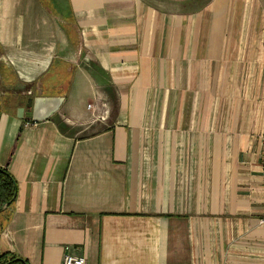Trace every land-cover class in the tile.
Returning a JSON list of instances; mask_svg holds the SVG:
<instances>
[{"label": "crops", "instance_id": "1", "mask_svg": "<svg viewBox=\"0 0 264 264\" xmlns=\"http://www.w3.org/2000/svg\"><path fill=\"white\" fill-rule=\"evenodd\" d=\"M263 137L264 0H0L1 256L264 264Z\"/></svg>", "mask_w": 264, "mask_h": 264}, {"label": "water", "instance_id": "2", "mask_svg": "<svg viewBox=\"0 0 264 264\" xmlns=\"http://www.w3.org/2000/svg\"><path fill=\"white\" fill-rule=\"evenodd\" d=\"M64 102L65 97L37 96L28 98L26 107L17 110V117L21 120L29 119L36 123L45 122L61 110Z\"/></svg>", "mask_w": 264, "mask_h": 264}, {"label": "trees", "instance_id": "3", "mask_svg": "<svg viewBox=\"0 0 264 264\" xmlns=\"http://www.w3.org/2000/svg\"><path fill=\"white\" fill-rule=\"evenodd\" d=\"M28 100V99H27ZM27 100H8L6 107L11 112H16L21 107L27 105ZM17 194V185L14 178L5 168L0 167V212L3 211L5 206L12 204ZM0 264H25L21 259L16 256H1Z\"/></svg>", "mask_w": 264, "mask_h": 264}, {"label": "built area", "instance_id": "4", "mask_svg": "<svg viewBox=\"0 0 264 264\" xmlns=\"http://www.w3.org/2000/svg\"><path fill=\"white\" fill-rule=\"evenodd\" d=\"M89 109H93L92 105L88 106ZM95 110V108H94ZM262 147L264 150V137L262 138ZM261 224H264V218L260 222ZM63 264H88L86 257L84 256H76L73 254H66L64 257Z\"/></svg>", "mask_w": 264, "mask_h": 264}]
</instances>
